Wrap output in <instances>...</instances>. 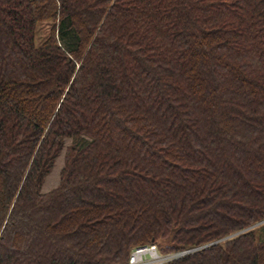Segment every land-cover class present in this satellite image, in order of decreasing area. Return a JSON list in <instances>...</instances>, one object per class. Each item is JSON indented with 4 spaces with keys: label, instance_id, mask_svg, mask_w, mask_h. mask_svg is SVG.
I'll return each mask as SVG.
<instances>
[{
    "label": "trees",
    "instance_id": "obj_1",
    "mask_svg": "<svg viewBox=\"0 0 264 264\" xmlns=\"http://www.w3.org/2000/svg\"><path fill=\"white\" fill-rule=\"evenodd\" d=\"M149 242L264 264V0H0V264Z\"/></svg>",
    "mask_w": 264,
    "mask_h": 264
},
{
    "label": "built area",
    "instance_id": "obj_2",
    "mask_svg": "<svg viewBox=\"0 0 264 264\" xmlns=\"http://www.w3.org/2000/svg\"><path fill=\"white\" fill-rule=\"evenodd\" d=\"M185 252L186 250L163 253L155 242L142 243L131 250L125 264H166Z\"/></svg>",
    "mask_w": 264,
    "mask_h": 264
},
{
    "label": "rangeland",
    "instance_id": "obj_3",
    "mask_svg": "<svg viewBox=\"0 0 264 264\" xmlns=\"http://www.w3.org/2000/svg\"><path fill=\"white\" fill-rule=\"evenodd\" d=\"M63 160H64L63 156L59 157L56 160L54 168L46 177L45 183L43 185L44 189L46 190L50 189L51 187L55 186L58 183L60 177V168L62 166Z\"/></svg>",
    "mask_w": 264,
    "mask_h": 264
},
{
    "label": "water",
    "instance_id": "obj_4",
    "mask_svg": "<svg viewBox=\"0 0 264 264\" xmlns=\"http://www.w3.org/2000/svg\"><path fill=\"white\" fill-rule=\"evenodd\" d=\"M261 222H262V221H260V222H258V223H261ZM258 223H256V224H258ZM256 224H254V225H256ZM254 225H253V226H254Z\"/></svg>",
    "mask_w": 264,
    "mask_h": 264
}]
</instances>
